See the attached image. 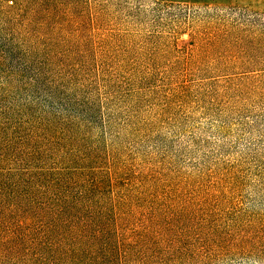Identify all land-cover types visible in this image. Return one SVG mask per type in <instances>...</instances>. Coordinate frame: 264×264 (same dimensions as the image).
<instances>
[{
  "label": "rangeland",
  "instance_id": "rangeland-1",
  "mask_svg": "<svg viewBox=\"0 0 264 264\" xmlns=\"http://www.w3.org/2000/svg\"><path fill=\"white\" fill-rule=\"evenodd\" d=\"M0 119L9 168L109 176L145 264H264V0H0Z\"/></svg>",
  "mask_w": 264,
  "mask_h": 264
},
{
  "label": "trees",
  "instance_id": "trees-1",
  "mask_svg": "<svg viewBox=\"0 0 264 264\" xmlns=\"http://www.w3.org/2000/svg\"><path fill=\"white\" fill-rule=\"evenodd\" d=\"M21 70L10 73L22 77ZM6 130L0 119V264L146 263L142 237L125 233L105 205L103 196L113 185L109 176L42 165L33 142L29 161L9 168L3 161L12 142Z\"/></svg>",
  "mask_w": 264,
  "mask_h": 264
}]
</instances>
